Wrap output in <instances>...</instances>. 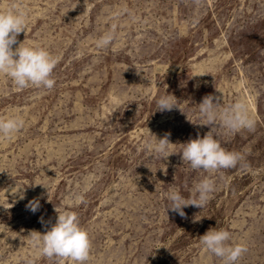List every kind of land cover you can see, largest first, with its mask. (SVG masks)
Instances as JSON below:
<instances>
[{"label":"rangeland","instance_id":"374dc122","mask_svg":"<svg viewBox=\"0 0 264 264\" xmlns=\"http://www.w3.org/2000/svg\"><path fill=\"white\" fill-rule=\"evenodd\" d=\"M17 5L27 16L18 42L57 63L51 90L0 75V117L24 121L0 138V264H70L26 239L64 210L89 234L86 264H223L199 244L210 228L246 248L236 264H264V0H0V11ZM165 93L176 107L156 111ZM209 94L218 111L243 102L254 129L208 125L197 105ZM147 128L170 133L177 154L148 150ZM210 130L243 155L236 168L182 162L179 144ZM206 177L215 191L204 207L166 213L169 190L188 199Z\"/></svg>","mask_w":264,"mask_h":264},{"label":"clouds","instance_id":"9594fccd","mask_svg":"<svg viewBox=\"0 0 264 264\" xmlns=\"http://www.w3.org/2000/svg\"><path fill=\"white\" fill-rule=\"evenodd\" d=\"M26 24V13L18 5L0 11V75L9 78L17 90L28 87L51 90L55 85L52 73L57 60L42 47L27 46L24 40L18 42L17 37L25 33ZM112 39V35L106 33L96 41L97 46L106 47ZM175 101L177 100L174 96L165 93L157 100L156 111H171L176 107ZM197 107L201 118L206 120L208 125H214L217 120H220L222 125L232 133L245 129L251 131L255 127V121L243 102H236L218 111L219 98L209 94L202 98V102ZM23 124L24 121L19 116L0 117V138H10L23 127ZM147 134L151 139L146 142L145 147L152 153L162 156L163 159L177 154L169 151L176 146L170 142V133L158 139L147 128ZM179 145L182 162L199 172L211 174L221 169L236 168L244 160L241 153L223 148L211 130L203 138L197 134L196 139H189ZM214 191L215 182L210 177L196 182L192 188V195L188 199L182 196L178 189H171L166 193L170 201V207L166 209V213L172 211L185 217L183 208L204 207L212 198ZM20 198H23L22 194ZM78 199L83 201V197ZM26 207L35 212L39 208V201H30ZM55 212L57 213L56 210ZM26 239L38 249L42 256L50 260L59 258L60 261H67L70 264H86L90 258L91 239L88 232L80 226L74 211L64 210L57 213L55 224L44 234L32 231ZM198 240L206 253L221 258L223 264H236L241 254L246 251L242 245L228 243L231 240V233L225 229L210 228L204 235L199 236Z\"/></svg>","mask_w":264,"mask_h":264}]
</instances>
